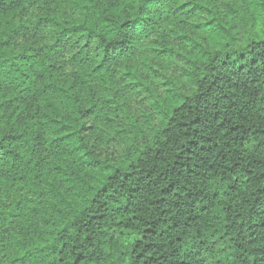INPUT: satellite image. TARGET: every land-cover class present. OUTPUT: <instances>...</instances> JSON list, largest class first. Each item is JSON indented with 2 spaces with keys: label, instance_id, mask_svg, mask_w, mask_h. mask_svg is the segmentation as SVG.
<instances>
[{
  "label": "trees",
  "instance_id": "obj_1",
  "mask_svg": "<svg viewBox=\"0 0 264 264\" xmlns=\"http://www.w3.org/2000/svg\"><path fill=\"white\" fill-rule=\"evenodd\" d=\"M0 264H264V0H0Z\"/></svg>",
  "mask_w": 264,
  "mask_h": 264
}]
</instances>
